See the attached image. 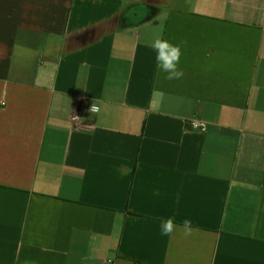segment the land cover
I'll return each mask as SVG.
<instances>
[{
    "label": "crops",
    "instance_id": "1",
    "mask_svg": "<svg viewBox=\"0 0 264 264\" xmlns=\"http://www.w3.org/2000/svg\"><path fill=\"white\" fill-rule=\"evenodd\" d=\"M0 100V264H264V0H0Z\"/></svg>",
    "mask_w": 264,
    "mask_h": 264
},
{
    "label": "clouds",
    "instance_id": "2",
    "mask_svg": "<svg viewBox=\"0 0 264 264\" xmlns=\"http://www.w3.org/2000/svg\"><path fill=\"white\" fill-rule=\"evenodd\" d=\"M163 19L164 18L161 19L159 26L155 30V35L150 44V47H152L156 52L155 58L158 67L167 74L165 78L168 80L180 79L184 75L183 71L178 68L181 56V48L180 45H174L167 39L163 38ZM0 103H4V101L0 100ZM98 111L99 107L93 103L91 105L90 112L94 113ZM160 227L161 235L163 236H170L176 229V225L174 224L172 218H168L162 221ZM182 230L185 236L192 235L193 227L191 219L185 218L183 220Z\"/></svg>",
    "mask_w": 264,
    "mask_h": 264
},
{
    "label": "built area",
    "instance_id": "3",
    "mask_svg": "<svg viewBox=\"0 0 264 264\" xmlns=\"http://www.w3.org/2000/svg\"><path fill=\"white\" fill-rule=\"evenodd\" d=\"M72 117H75V115H73ZM190 124L193 125V126H198L199 125L198 122L195 121V120L190 121Z\"/></svg>",
    "mask_w": 264,
    "mask_h": 264
}]
</instances>
